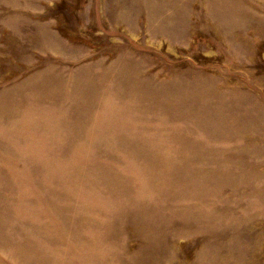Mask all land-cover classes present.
<instances>
[{"label": "rangeland", "instance_id": "1", "mask_svg": "<svg viewBox=\"0 0 264 264\" xmlns=\"http://www.w3.org/2000/svg\"><path fill=\"white\" fill-rule=\"evenodd\" d=\"M0 264H264V0H0Z\"/></svg>", "mask_w": 264, "mask_h": 264}]
</instances>
